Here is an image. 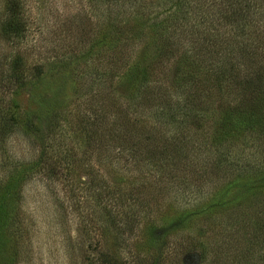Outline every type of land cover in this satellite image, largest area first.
Wrapping results in <instances>:
<instances>
[{
  "label": "rangeland",
  "instance_id": "374dc122",
  "mask_svg": "<svg viewBox=\"0 0 264 264\" xmlns=\"http://www.w3.org/2000/svg\"><path fill=\"white\" fill-rule=\"evenodd\" d=\"M18 1L26 22L25 41L19 46L5 43L0 33V194L10 195L4 185L20 181L17 214L24 238L18 244L17 264H97L105 254L115 264H138L135 255L159 256V264H264V244L250 242L255 221L264 214V168L222 184L223 175L215 182L213 172L204 169L210 158L190 155L175 166L183 170L179 176L175 170L177 177L174 172L159 176L163 189L159 192L145 159L124 155L113 160L115 150L93 148L89 130L83 131L84 122L104 109L109 92L125 102L129 92L117 78L129 68L146 65L145 44L135 48L129 41L135 33L139 37L147 32L145 20L132 19L126 33L119 32L122 38L116 45H107L98 20L122 0ZM6 6V0H0V25ZM131 6L128 18L156 11L151 5L149 12L139 8L134 13ZM186 29L187 41L201 36L197 27ZM195 41L177 43L191 47ZM17 55L23 64L19 83L5 79ZM115 59L121 60L120 73L110 78L109 66ZM176 59L175 53L174 65ZM105 80L107 86L101 88ZM97 83L103 96H93ZM214 125H205L210 136L219 129L213 130ZM54 160L50 173L44 162ZM15 169L21 172L11 174ZM202 171L207 178L205 194L190 187L185 191ZM140 182L142 198L135 200L125 189ZM114 184L126 194L119 200L108 194ZM132 210L140 214L127 231ZM110 214L124 229L123 242L115 237ZM146 225L164 235V245L151 246Z\"/></svg>",
  "mask_w": 264,
  "mask_h": 264
},
{
  "label": "trees",
  "instance_id": "16d2710c",
  "mask_svg": "<svg viewBox=\"0 0 264 264\" xmlns=\"http://www.w3.org/2000/svg\"><path fill=\"white\" fill-rule=\"evenodd\" d=\"M6 4L0 25L1 38L5 43L19 46L25 41L26 22L22 19L18 0H6ZM151 5L156 9L154 14L139 16V8L149 12ZM129 6L139 14L125 16L130 13ZM112 9L98 20L102 38H106L107 45H116L118 38H122L119 32L126 33L132 19L145 20L143 25L147 32L139 37L135 33V38L129 41L135 48L145 44L148 60L143 68H129L117 78L125 82L129 92L125 102L109 92L104 99V109L96 111L84 122L83 131L89 130L93 148H112L115 150L113 160L124 155L145 159L144 164L149 163L150 171L154 172V185L159 192L163 190L159 187V176L173 174L174 170L179 176L183 170L175 166L185 162L190 155H204V160L210 158L205 160L209 164L204 169L207 167L213 172L215 182L223 175L222 184L252 176L264 168V0H122ZM107 15L114 18L110 20ZM188 26L200 30L197 41L194 38L187 41ZM183 29L184 33H178ZM183 40L188 44L195 43L191 47L177 43ZM175 53L178 60L174 65L171 61ZM120 64V59L112 61L108 70L110 78L120 73ZM169 65L174 66L173 69ZM22 69V61L17 55L5 79L19 83ZM103 86H107L106 80L101 88ZM98 88L93 96H99V93L103 96L102 89ZM107 88L115 90L113 85ZM7 120L14 119L9 115ZM207 123L215 124L211 127L213 130L219 128L211 136L205 128ZM53 148L60 149L59 145ZM50 149L53 150L51 146ZM55 160L44 162L50 173ZM29 169L33 167L29 166ZM2 170L1 167L0 172ZM20 172L15 169L11 174ZM141 183L131 189L129 186L123 188L130 192L131 198L139 200L142 198ZM205 183L207 178L202 171L194 184L188 182L185 191L195 188L196 194H200ZM8 184L4 187L10 195L0 194V264H17L18 244L22 243L24 231L17 214L20 181ZM108 194L115 200L126 195L116 184ZM138 214L137 210L130 211L127 231L134 228ZM110 220L116 239L123 242L121 223L112 214ZM257 220L256 231L250 239L252 245L264 244V214ZM146 227L151 246L164 245V235L155 232L152 225ZM108 256L102 255L97 264H115ZM135 257L138 264L148 261L159 264V256Z\"/></svg>",
  "mask_w": 264,
  "mask_h": 264
}]
</instances>
